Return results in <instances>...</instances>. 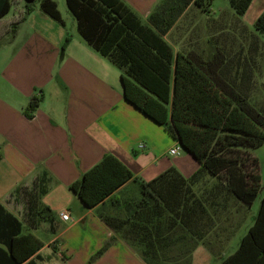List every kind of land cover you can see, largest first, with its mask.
I'll use <instances>...</instances> for the list:
<instances>
[{
    "label": "crops",
    "instance_id": "1",
    "mask_svg": "<svg viewBox=\"0 0 264 264\" xmlns=\"http://www.w3.org/2000/svg\"><path fill=\"white\" fill-rule=\"evenodd\" d=\"M122 1L148 23L166 0ZM202 13L190 4L165 36L176 52L194 51L181 48L175 29L181 20L194 28ZM261 15L264 0H252L242 23L254 27ZM63 27L39 3L15 35L0 39V203L22 221L24 232L37 234L43 228L51 234L38 252L45 260L38 264L51 257L65 264L222 263L254 224L257 214L248 221L249 211L259 210L264 195L247 206L217 190L218 182L209 174L193 186L196 197L188 201L182 221L171 213L154 215L152 224L166 229L153 231L141 243L123 239L105 223L102 216L133 213L131 206L141 198L140 181L149 182L170 168L189 179L200 164L189 153L172 155L178 141L127 101L121 70L77 28L68 33ZM35 98L41 101L29 116ZM107 154L134 176L104 202L86 208L71 186ZM44 207L51 210V221L41 219L32 228L29 220ZM114 237L115 243L93 260ZM46 248L51 251L44 255Z\"/></svg>",
    "mask_w": 264,
    "mask_h": 264
},
{
    "label": "trees",
    "instance_id": "2",
    "mask_svg": "<svg viewBox=\"0 0 264 264\" xmlns=\"http://www.w3.org/2000/svg\"><path fill=\"white\" fill-rule=\"evenodd\" d=\"M22 1H26L25 9H17L12 20L6 19L14 5ZM36 1L0 0V39L7 33L16 34ZM229 1L240 16L252 2ZM39 3L46 14L64 23L55 0ZM66 3L80 35L121 70L127 101L162 125L200 164L189 179L170 168L149 182L140 181L141 198L131 206L133 213L126 218L102 216L105 223L123 239L141 243L151 238L153 231L166 229L152 224L154 215L171 213L175 220L182 221L188 201L196 197L193 186L206 174L215 178V188L223 195H232L251 206L262 189L260 161L252 152L264 144V111L251 101L249 92L260 63L262 68L264 65V15L251 30L255 40L249 44L247 56L242 57L246 61L240 59L244 69L231 77L224 69L227 56L223 49L216 48L211 57L205 58L195 51L176 52L165 38L190 4L208 12L212 0H166L148 23L122 0ZM40 101L35 98L30 102L29 116ZM133 176L122 161L107 154L71 189L86 208H93ZM51 217V210L44 207L29 224L36 228L41 219L51 221ZM115 241V237L108 240L92 259L100 257ZM43 246V241L32 232H24L22 221L0 203V264H38L45 260L38 253ZM220 264H264V196L255 222L238 249Z\"/></svg>",
    "mask_w": 264,
    "mask_h": 264
},
{
    "label": "rangeland",
    "instance_id": "3",
    "mask_svg": "<svg viewBox=\"0 0 264 264\" xmlns=\"http://www.w3.org/2000/svg\"><path fill=\"white\" fill-rule=\"evenodd\" d=\"M55 1L58 3V7L64 23H61L55 19L53 20L56 23L58 22L59 25L64 26L68 33L76 31L77 20L69 10L66 0ZM23 2L24 1L20 3L22 4L21 8L20 6L14 5L12 11L6 16V19L12 20L15 15L18 14L17 9H25L24 5L26 3ZM35 5H39V0L35 2ZM203 9L204 7H202V10ZM192 17L194 18L195 15H193ZM242 17L243 16H240L236 13L229 0H212L208 12H205L204 14L202 13L201 16L197 15L195 17L198 23L196 25L195 23H193L194 28H192V25L189 27L188 22H184L181 20L178 23L175 32L181 37V48H183L182 45H187L189 46V49L194 50L205 58L211 57L216 52V48L223 49L224 53L227 56V63L224 68L225 72H228V75L233 77L237 71L240 75L241 71L244 69V67L242 66L243 63L240 59H243V56H247L249 44H252L255 40L254 33H252L254 27H245L242 23ZM215 18H218V20L215 21ZM249 18L251 19V17ZM172 37L173 36L170 35L167 38L170 39ZM262 40L264 41V37L262 38ZM238 56H240V58H238ZM243 61L246 60L243 59ZM260 65L261 67L258 68V71L254 75V86L249 92V96L251 101L258 108H260L261 110L263 109L264 111V68H262L261 63ZM184 154L188 153L182 148L180 154L176 155V157ZM253 154L259 158L260 172L262 176V189L256 201V203L258 204L259 200L264 195V144L254 149ZM257 211L259 210L255 209L249 211L248 221L250 220L251 215H255L258 213ZM20 217H22V215H20ZM36 235H38V237L44 242H47V239L51 236L50 233H47L46 231L44 232L43 228L38 231ZM50 251V248H46L45 250H43V254L47 255L50 253ZM40 264H65V262L61 258L54 260L51 257L47 258L45 262H42Z\"/></svg>",
    "mask_w": 264,
    "mask_h": 264
},
{
    "label": "built area",
    "instance_id": "4",
    "mask_svg": "<svg viewBox=\"0 0 264 264\" xmlns=\"http://www.w3.org/2000/svg\"><path fill=\"white\" fill-rule=\"evenodd\" d=\"M140 147H141V148H144L145 145L142 144V145H140ZM181 149H182V148H181V146H179V143H178V146L172 148V149L170 150V153H171L172 155H179ZM62 218H63L64 220H69V219H70V216H69V214H67V213H62Z\"/></svg>",
    "mask_w": 264,
    "mask_h": 264
},
{
    "label": "water",
    "instance_id": "5",
    "mask_svg": "<svg viewBox=\"0 0 264 264\" xmlns=\"http://www.w3.org/2000/svg\"><path fill=\"white\" fill-rule=\"evenodd\" d=\"M178 143H179V145L181 146V148H183L182 145H181V143H180V141H178ZM183 149H184V148H183Z\"/></svg>",
    "mask_w": 264,
    "mask_h": 264
}]
</instances>
